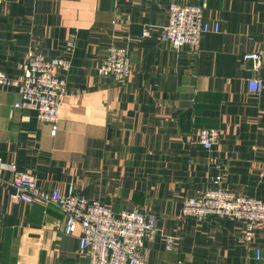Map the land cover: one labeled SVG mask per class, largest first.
I'll use <instances>...</instances> for the list:
<instances>
[{
  "label": "crops",
  "instance_id": "obj_1",
  "mask_svg": "<svg viewBox=\"0 0 264 264\" xmlns=\"http://www.w3.org/2000/svg\"><path fill=\"white\" fill-rule=\"evenodd\" d=\"M171 1L203 0L0 2V72L21 77L31 51L70 60L52 69L67 87L54 134L34 110L14 107L16 87L0 84V264H88L56 205L10 199L13 170L42 190L66 195L71 186L114 212L154 214L159 231L142 248L149 264H254L255 249L264 264V223L246 242L237 218L181 214L184 198L216 177L264 201V54L257 69L244 58L264 49V0H206L210 29L194 49L160 40ZM109 46L128 53L123 81L97 72ZM252 77L259 92L248 89ZM202 128L217 131L210 148L199 143Z\"/></svg>",
  "mask_w": 264,
  "mask_h": 264
},
{
  "label": "built area",
  "instance_id": "obj_2",
  "mask_svg": "<svg viewBox=\"0 0 264 264\" xmlns=\"http://www.w3.org/2000/svg\"><path fill=\"white\" fill-rule=\"evenodd\" d=\"M205 7L206 0L199 5L169 2L167 23L160 32V40L166 41L173 49L183 46L196 48L202 34L210 29L208 22L203 19ZM217 28L215 23L213 30L217 31ZM72 46V42H68L66 49L69 51ZM263 54L264 49L247 53L244 58L252 61L253 67L257 69ZM69 66L70 60L66 56L46 58L41 52L31 51L19 63L21 77L10 78L0 72V84L16 87L20 98L14 102V107L34 110L38 120L51 125V133L54 134L59 106L67 87L65 79L52 69H67ZM97 72L114 81H123L130 72L127 51L120 47H107ZM247 84L249 91L259 92L262 89V80L258 77L249 78ZM216 140V129L200 130L199 143L204 148H210ZM0 181H3L1 175ZM219 181L220 177H216L214 185L201 194L185 197L181 214L197 220L208 216L237 218L244 224V240L250 242L254 225L257 222L264 223V201L235 194L220 186ZM7 183L13 188L10 195L12 201H38L56 205L64 215V234L78 232V246L86 250L88 264H149L142 248L144 241L152 240L159 231L154 214L145 213L139 208L114 212L97 201H87L74 193L71 186L66 195H60L56 189L42 190L36 185L33 175L21 170H13ZM165 241L166 249H171L175 237H166ZM254 259V264H259L260 249H255Z\"/></svg>",
  "mask_w": 264,
  "mask_h": 264
}]
</instances>
